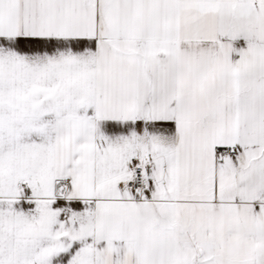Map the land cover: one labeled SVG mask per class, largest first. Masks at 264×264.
Returning <instances> with one entry per match:
<instances>
[{
  "label": "snow or ice",
  "instance_id": "1",
  "mask_svg": "<svg viewBox=\"0 0 264 264\" xmlns=\"http://www.w3.org/2000/svg\"><path fill=\"white\" fill-rule=\"evenodd\" d=\"M0 264H264V0H0Z\"/></svg>",
  "mask_w": 264,
  "mask_h": 264
}]
</instances>
